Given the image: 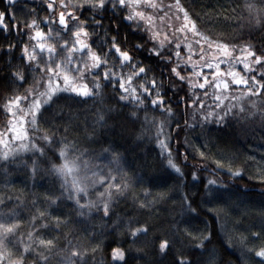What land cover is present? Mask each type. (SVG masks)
Segmentation results:
<instances>
[{
  "label": "snow or ice",
  "instance_id": "6c2138e0",
  "mask_svg": "<svg viewBox=\"0 0 264 264\" xmlns=\"http://www.w3.org/2000/svg\"><path fill=\"white\" fill-rule=\"evenodd\" d=\"M18 2L0 8V264H96L99 236L117 230L130 241L127 251L111 250L122 264L153 232L151 248L171 255L168 264H216L212 253L192 255L207 251L211 234L181 225L218 201L225 207L208 210L225 214L249 171L264 184V161L207 136L211 125L264 133V0L210 10L199 0ZM128 124L140 126L132 149L152 141L178 184L208 174L199 202L180 195L171 211L184 219L173 217L165 232L147 216L171 200L167 192L143 187L132 207L145 215L117 214L134 185L152 186L147 172L126 170L128 149L109 136H123ZM13 171L23 188L13 186ZM247 251L264 264V241Z\"/></svg>",
  "mask_w": 264,
  "mask_h": 264
},
{
  "label": "trees",
  "instance_id": "16d2710c",
  "mask_svg": "<svg viewBox=\"0 0 264 264\" xmlns=\"http://www.w3.org/2000/svg\"><path fill=\"white\" fill-rule=\"evenodd\" d=\"M183 2V0H182ZM231 0H199V4L203 5L207 10H210L212 6L219 7L221 4H230ZM24 4V0H19L18 6ZM36 5L29 4L28 7H35ZM3 7L2 0H0V8ZM63 103V101H61ZM104 103L106 105H113L114 101L105 96ZM92 102L89 101L87 105H73L74 111H83L91 108ZM83 119V117H81ZM139 125H127V131L123 136H112L109 133L110 138H113L117 143L124 145L128 151L125 152L126 163L129 166L130 171H135L137 174H143L147 172L152 177V186L147 184L140 185L141 188L149 187L153 195L157 192H167L171 196V200L167 203H162L156 207L147 218L159 225L156 231L165 232L169 227V221L175 217V219H184L182 216H177L175 212L171 211L174 205L179 204L180 195L183 193L190 194V198H194L197 202L200 201V192L202 190V182L206 180L208 174H204L200 180H192L190 177L184 181V183L178 184L175 179L176 173L168 170L167 172L161 167L160 161L162 157L159 154V147L152 141L145 139L140 148L132 149L131 144L135 143V135L139 133ZM199 132V130H197ZM184 133L176 139H182ZM197 133H188V138L193 143H200V140L196 139ZM207 136L212 139L216 137H222L228 142V148L234 152L239 153L246 157H255L257 163L264 161V133H261L257 128L253 132H236L233 129H227L224 132H217L215 125L209 126L207 130ZM205 139V137H201ZM124 148L121 151H124ZM183 169V165H181ZM255 170V166H253ZM199 175V173H198ZM223 176L224 173H219ZM252 171H249L242 179L236 182V187L233 191L239 190V196L232 197L230 205L227 206L225 214H217L214 211H209L215 207H225L222 201H218L215 205L209 204L206 207H202L199 214H193L188 218L187 223L181 225L188 231L196 233L202 231L210 233V242L206 243L204 249H195L192 253L193 257L200 261H206L209 253L214 254L216 264H259V257H255L252 253L248 252V248H252L254 245H259L264 241V184H261L257 179H250ZM13 181L15 188H23L21 180L22 175L19 172H12L10 177ZM187 184V187L184 186ZM4 185L0 182V188ZM179 187V191H176ZM152 197L150 196L149 199ZM225 199L228 197L225 196ZM134 198L128 196L127 201L121 200L119 207L116 209L119 216L127 218L129 215L144 216L145 213L137 212L132 207V201ZM93 224L100 228L103 222L97 220L93 221ZM110 229H103L105 233H108ZM251 232L261 233V240H257L251 236ZM156 233H150L148 240V246L142 244H136L133 247V252L127 257L128 264H168L171 260V255L166 258H162L154 253L151 248V238ZM168 235H171L168 233ZM244 238V242H242ZM101 242V251L96 257V264H122L118 260L111 258V250L114 247H122L125 251L130 246V241L125 238L122 230L110 235L105 234L99 236ZM144 248L143 254L136 253L135 248ZM177 249L181 246L176 245Z\"/></svg>",
  "mask_w": 264,
  "mask_h": 264
},
{
  "label": "rangeland",
  "instance_id": "374dc122",
  "mask_svg": "<svg viewBox=\"0 0 264 264\" xmlns=\"http://www.w3.org/2000/svg\"><path fill=\"white\" fill-rule=\"evenodd\" d=\"M126 170H128L131 173L127 163H126ZM141 189L142 188L140 187V185H134L132 192L129 194V197L134 198V199L135 198L143 199V193L141 192Z\"/></svg>",
  "mask_w": 264,
  "mask_h": 264
}]
</instances>
